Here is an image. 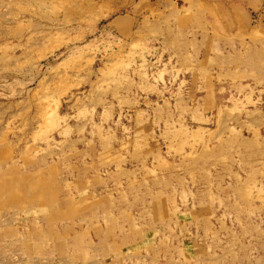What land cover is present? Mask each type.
<instances>
[{
  "label": "rangeland",
  "instance_id": "obj_1",
  "mask_svg": "<svg viewBox=\"0 0 264 264\" xmlns=\"http://www.w3.org/2000/svg\"><path fill=\"white\" fill-rule=\"evenodd\" d=\"M217 0H0V264H264V24Z\"/></svg>",
  "mask_w": 264,
  "mask_h": 264
},
{
  "label": "crops",
  "instance_id": "obj_2",
  "mask_svg": "<svg viewBox=\"0 0 264 264\" xmlns=\"http://www.w3.org/2000/svg\"><path fill=\"white\" fill-rule=\"evenodd\" d=\"M226 1L230 7L228 11H232L235 14H249L252 16V11L258 14L261 23L264 24V0H217V2Z\"/></svg>",
  "mask_w": 264,
  "mask_h": 264
}]
</instances>
